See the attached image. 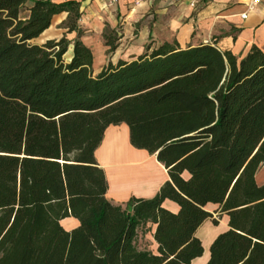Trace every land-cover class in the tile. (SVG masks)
I'll return each mask as SVG.
<instances>
[{
    "label": "trees",
    "instance_id": "trees-1",
    "mask_svg": "<svg viewBox=\"0 0 264 264\" xmlns=\"http://www.w3.org/2000/svg\"><path fill=\"white\" fill-rule=\"evenodd\" d=\"M62 14L78 35L70 63L66 36L31 44ZM81 18L79 0H0V264H193L208 205L230 218L208 264H264V47L239 59L216 44L149 45L95 76ZM104 38L114 53L119 32ZM123 124L170 181L119 206L96 152ZM148 225L156 252L138 247Z\"/></svg>",
    "mask_w": 264,
    "mask_h": 264
},
{
    "label": "crops",
    "instance_id": "crops-1",
    "mask_svg": "<svg viewBox=\"0 0 264 264\" xmlns=\"http://www.w3.org/2000/svg\"><path fill=\"white\" fill-rule=\"evenodd\" d=\"M82 3V18L80 28L84 32L81 41L101 61L95 76L99 75L109 64L132 62L144 55L149 45L160 47L165 43L177 42L181 48L198 47L216 44L223 52H232L239 59L245 58L254 46L264 47V0L254 4L256 0H79ZM248 15L244 19V15ZM68 15L56 16V28L52 27L42 36L45 43L61 40L63 37L71 42L69 52H74L76 33L68 34L62 29V24ZM119 32L120 41L114 53L109 54L110 48L104 38L105 30ZM73 58V56H72ZM71 58V60H72ZM100 168L106 173L109 183L108 200L114 205H125L132 198L150 200L155 198L162 187L170 181L167 170L161 165L156 156L147 151L138 150L131 144L130 129L127 125L112 126L105 133L104 141L96 152ZM152 161L156 165V177L136 183L129 188L127 179L134 178L140 163ZM189 179L188 173L184 174ZM123 181L124 184H123ZM257 184L264 186V167L256 176ZM163 207L178 214L180 207L167 200ZM206 210L213 215L198 230L196 237L201 240L205 253L193 264H208L211 259V247L215 240L227 232L230 218L220 216L219 206L208 205ZM214 220L219 225H214ZM62 226L68 232L80 226L79 221L66 219ZM152 227L151 239L153 249L157 244L153 234L156 226Z\"/></svg>",
    "mask_w": 264,
    "mask_h": 264
},
{
    "label": "rangeland",
    "instance_id": "rangeland-1",
    "mask_svg": "<svg viewBox=\"0 0 264 264\" xmlns=\"http://www.w3.org/2000/svg\"><path fill=\"white\" fill-rule=\"evenodd\" d=\"M56 26L57 25H56V21H55L54 24H53V31L52 32H54V30L56 28H59V27H56ZM44 38H45L44 36H41L39 39L33 41L31 44L32 45H40V46H42V45L45 44V40L43 42ZM72 56H73V52H68V54L65 56V60H66L67 63H70ZM95 58H96V66L94 67V70H97L98 67L100 66L101 61L99 59V55H96ZM70 220L77 221L74 218H70ZM151 231H152V227H148V226L146 228H143V229L140 230L139 238H138V247H139V249L156 252V250L153 249L154 245H153V241L151 239V233H150Z\"/></svg>",
    "mask_w": 264,
    "mask_h": 264
},
{
    "label": "bare ground",
    "instance_id": "bare-ground-1",
    "mask_svg": "<svg viewBox=\"0 0 264 264\" xmlns=\"http://www.w3.org/2000/svg\"><path fill=\"white\" fill-rule=\"evenodd\" d=\"M140 163L139 169L141 171H138L137 173H132L134 174V178L132 179H127L128 184H125L126 187L128 186L129 188L135 187L136 183H139L143 180H148V179H154L156 177V165L152 161H138ZM125 181H123L124 184Z\"/></svg>",
    "mask_w": 264,
    "mask_h": 264
},
{
    "label": "built area",
    "instance_id": "built-area-1",
    "mask_svg": "<svg viewBox=\"0 0 264 264\" xmlns=\"http://www.w3.org/2000/svg\"><path fill=\"white\" fill-rule=\"evenodd\" d=\"M259 2H260V0H256V1L254 2V4H257V3H259ZM243 17H244V19H247V18H248V15L246 14V15H244Z\"/></svg>",
    "mask_w": 264,
    "mask_h": 264
},
{
    "label": "water",
    "instance_id": "water-1",
    "mask_svg": "<svg viewBox=\"0 0 264 264\" xmlns=\"http://www.w3.org/2000/svg\"><path fill=\"white\" fill-rule=\"evenodd\" d=\"M46 44V43H45Z\"/></svg>",
    "mask_w": 264,
    "mask_h": 264
}]
</instances>
